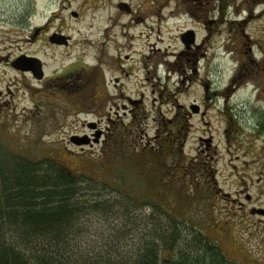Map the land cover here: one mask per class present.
<instances>
[{"label": "rangeland", "instance_id": "374dc122", "mask_svg": "<svg viewBox=\"0 0 264 264\" xmlns=\"http://www.w3.org/2000/svg\"><path fill=\"white\" fill-rule=\"evenodd\" d=\"M85 1L0 0V150L56 158L104 199L118 189L96 191L93 177L110 173L107 158L134 168L131 146L149 145L185 118L180 145L198 159V176L156 190L172 199L179 187L195 193L188 217L233 261L264 264V0H129L139 22L118 10L120 0ZM62 25L72 43L53 46ZM187 29L192 50L181 39ZM101 54L110 68L96 65ZM23 55L41 59L42 80L13 66ZM87 136L90 143L75 141ZM141 186V203L159 193ZM89 212L90 229L78 238L85 250L111 240ZM135 213L138 243L145 219Z\"/></svg>", "mask_w": 264, "mask_h": 264}, {"label": "trees", "instance_id": "16d2710c", "mask_svg": "<svg viewBox=\"0 0 264 264\" xmlns=\"http://www.w3.org/2000/svg\"><path fill=\"white\" fill-rule=\"evenodd\" d=\"M177 122L176 130L168 128L150 146H131L128 163L134 168L123 160L114 166L117 162L107 158L110 173L105 179L93 177L96 191L108 186L118 189L104 199L89 194L94 185L79 176L82 172L56 158L0 150V264H239L209 238L201 221L188 217L195 193L179 187L172 199L156 190L169 192L175 183L182 185L198 176L194 170L198 159L186 155L180 145L186 119L179 117ZM143 183L159 192L153 201L140 202ZM137 208L145 219V229H138L142 234L138 243L137 228L130 227L138 219ZM87 212L107 224L103 235L111 238L93 250L78 244L90 229ZM162 212L170 219L159 220ZM120 238L125 245L119 244Z\"/></svg>", "mask_w": 264, "mask_h": 264}, {"label": "water", "instance_id": "95a60500", "mask_svg": "<svg viewBox=\"0 0 264 264\" xmlns=\"http://www.w3.org/2000/svg\"><path fill=\"white\" fill-rule=\"evenodd\" d=\"M55 36V35H54ZM53 37H51V41L52 42H56V43H63V42H67L68 41V37H66L65 35L62 34H56V37L61 36L63 39H55ZM60 38V37H58ZM182 42L186 45L187 48H189L193 43H195V33L193 30H189L186 33L182 34L181 36ZM13 66L19 70H27V71H31L32 74L37 78V79H43L44 78V70H43V63L41 61V59L39 57H35V56H26L23 55L21 57H18L14 62H13ZM193 110L195 111H199V107H192ZM95 126V124H93V127ZM97 136H100V133H97ZM75 140V139H74ZM98 140V139H97ZM96 140V141H97ZM76 142H78V144H87L91 142V139L87 136L85 138H77V140H75ZM261 213H264V211H260Z\"/></svg>", "mask_w": 264, "mask_h": 264}, {"label": "flooded vegetation", "instance_id": "af4514ba", "mask_svg": "<svg viewBox=\"0 0 264 264\" xmlns=\"http://www.w3.org/2000/svg\"><path fill=\"white\" fill-rule=\"evenodd\" d=\"M178 2L180 1V0H177ZM193 3H195V4H197V3H199L200 2V0H191ZM87 0L85 1V3L87 4ZM68 6V5H67ZM67 6L66 5H63V7H62V9L64 10V9H66L67 8ZM118 10L121 12V13H125L124 15H129L131 18H132V20L134 19V21H136V22H139V21H143L144 20V18L143 17H141V15H137V16H135V17H133V15L135 14V12H136V9L134 8V6L132 5V3L129 1V0H120L119 2H118ZM162 12V11H161ZM174 12V11H173ZM173 14H175V12L173 13ZM60 17V16H59ZM58 17V18H59ZM171 17V16H170ZM76 18H78V17H76ZM64 26L62 25V27H60V28H58V29H54V31H53V33H60V34H62V35H65L66 37H68V41L67 42H63V43H51L53 46H61V47H68L71 43H72V40H73V38H72V36L71 35H69L68 33H66V28H63ZM43 27L42 26H40V27H38V28H36L37 29V32L38 31H41V29H42ZM44 30H45V28H43ZM46 29H48L49 31H47V38L49 39V32H50V29L49 28H46ZM187 30H191V29H187ZM194 30V29H193ZM40 33V32H39ZM42 33V32H41ZM60 40H62L63 38L62 37H60L59 38ZM98 46H100V48H101V50H102V54L105 52V50H104V48L106 47L105 45H104V43H100V44H98ZM197 47V44L196 43H194V45H192V46H190V48H188L189 50H192V49H195ZM101 54V56H98L99 57V59H97L98 60V63L96 64V65H98V66H101V67H105L106 66V68H110V64H109V62H107V60H106V57H104V55H102ZM85 67V69H88L87 68V66H84ZM105 68V69H106ZM120 68H122V70H124V66L123 65H121V67ZM126 71L127 72H129L127 69H126ZM126 74H128V73H126ZM40 80H42V79H40ZM115 80H119L118 78H116ZM119 82V81H118ZM118 82H115V86L117 87L119 84H118Z\"/></svg>", "mask_w": 264, "mask_h": 264}]
</instances>
